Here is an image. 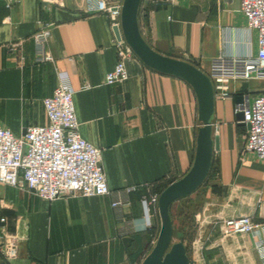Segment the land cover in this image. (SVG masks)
Returning <instances> with one entry per match:
<instances>
[{"label":"crops","instance_id":"obj_1","mask_svg":"<svg viewBox=\"0 0 264 264\" xmlns=\"http://www.w3.org/2000/svg\"><path fill=\"white\" fill-rule=\"evenodd\" d=\"M43 22L51 25L46 50L53 62L35 64L31 37ZM116 22L107 14H86L85 0H62L61 7L0 0V126L20 136L28 126L44 125L42 99L51 95L57 75L65 73L80 136L101 150L109 190H134L122 213L136 229L128 231L117 218L110 197L46 202L0 183V231L16 239L14 256L0 258V264H141L156 242L158 212L149 208L152 226L146 227L141 200L160 194L162 185L190 169L201 127L197 100L184 81L150 70L136 56L125 61V82L105 84L118 60ZM138 27L154 51L205 74L218 56L253 57L257 51L240 0H142ZM246 83L244 92L241 83L229 84L238 94L234 98H214L212 136L218 149L200 187L204 200L191 228L181 217L172 223V239L184 246L190 242V262L196 260V243H202L204 264H264L254 248L256 238H222L215 225L238 216L264 223V161L242 156L247 128L234 113L236 98L252 99L264 90V80Z\"/></svg>","mask_w":264,"mask_h":264},{"label":"built area","instance_id":"obj_2","mask_svg":"<svg viewBox=\"0 0 264 264\" xmlns=\"http://www.w3.org/2000/svg\"><path fill=\"white\" fill-rule=\"evenodd\" d=\"M6 4H19L21 0H3ZM47 6L61 7L62 0H39ZM167 2L170 0H166ZM123 0H85V13L107 14L117 22L113 27L120 29V15ZM240 13L246 21V30L256 34L255 56L212 60L207 76L212 84L214 98L225 100L237 96L231 91L230 83L264 80V0H240ZM49 23H40L32 35L34 46L33 62L43 64L53 62L46 50L50 36ZM118 60L114 68L105 75V84L123 83L128 79L125 61L135 56L123 40H114ZM85 89L89 86L85 85ZM74 91L65 73L57 75L56 85L49 97L42 99L46 123L28 126L20 136H14L0 126V183L27 190L46 202H54L64 197L84 198L107 196L119 220L130 227L122 213L129 205L128 196L133 189L110 191L101 167V150L84 140L79 133L76 120ZM234 113L242 114V122L249 125L244 139L242 156L253 155L264 161V90L250 99L242 96V101L234 106ZM160 194L143 196L146 227H151L152 215L149 208L158 212ZM4 218H0V224ZM222 238L252 235L256 238L254 248L264 260V223H256L251 217L238 216L222 219L215 223ZM195 259L192 264H204L203 244L196 243ZM16 239L0 231V258L4 261L14 256Z\"/></svg>","mask_w":264,"mask_h":264},{"label":"water","instance_id":"obj_3","mask_svg":"<svg viewBox=\"0 0 264 264\" xmlns=\"http://www.w3.org/2000/svg\"><path fill=\"white\" fill-rule=\"evenodd\" d=\"M142 0H123L120 29L113 27L116 40H120V33L138 60L150 70L172 76L184 81L194 91L197 100V115L201 123L196 136V147L192 165L188 172L180 179L165 187L158 199V215L160 230L156 242L150 253L141 264H192L187 256L182 242H173V226L170 217L171 205L193 194L206 180L213 159L214 150L218 149L217 138L212 136V122L214 119V92L208 76L194 65L175 58L161 55L154 51L142 38L138 27V11ZM247 83H241L244 92ZM242 97H237L240 103ZM241 125L249 129V125L242 122V114L236 115Z\"/></svg>","mask_w":264,"mask_h":264},{"label":"trees","instance_id":"obj_4","mask_svg":"<svg viewBox=\"0 0 264 264\" xmlns=\"http://www.w3.org/2000/svg\"><path fill=\"white\" fill-rule=\"evenodd\" d=\"M205 181H206V180H205ZM205 181H204V182H205ZM171 183H172V182H171ZM171 183H169V184H171ZM169 184H164V185H162L160 191H162V190H163L165 187H167ZM203 184H204V183H203ZM203 184H202V185H203ZM202 185H201V186H202ZM201 186H200V187H201ZM188 197H189V196H187V197H185V198H182V199H180V200L174 202V203L171 205V207H170V217H171L172 223L175 222L176 217H181L183 222L185 221V222L188 223V221H190V220H191L190 222H192V219H193V215H194V213L186 212L187 209H190V207L192 206V203H188V200H187ZM177 205H178V206H177ZM174 208L176 209V210H175V211H176V214H174V212H173ZM191 224H192V223H191ZM190 228H191V226H190ZM190 232H191V231H190ZM181 242H183V241L181 240ZM185 248H186V253H188V250H189L188 246L186 245Z\"/></svg>","mask_w":264,"mask_h":264},{"label":"rangeland","instance_id":"obj_5","mask_svg":"<svg viewBox=\"0 0 264 264\" xmlns=\"http://www.w3.org/2000/svg\"><path fill=\"white\" fill-rule=\"evenodd\" d=\"M203 188H200V189H198V192H197V194L195 195V199H193L194 201H191L192 202V206L190 207V209H187V211L186 212H191V213H196V212H198L199 210H200V207H201V204H202V202H203ZM178 206V205H177ZM176 209L174 208V210H173V212H174V214H176V211H175ZM191 221V220H190ZM190 221H188V226L190 227V226H192V222H190ZM178 225V224H177ZM192 230V229H191ZM176 240L174 239L173 240V242H175ZM188 243V248L190 247L189 246V244H190V242H187ZM189 253V252H188ZM190 254V253H189Z\"/></svg>","mask_w":264,"mask_h":264}]
</instances>
